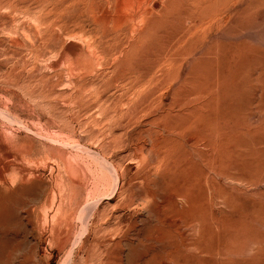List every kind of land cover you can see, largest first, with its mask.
<instances>
[{"label":"rangeland","instance_id":"374dc122","mask_svg":"<svg viewBox=\"0 0 264 264\" xmlns=\"http://www.w3.org/2000/svg\"><path fill=\"white\" fill-rule=\"evenodd\" d=\"M158 2L0 0V264H264V0Z\"/></svg>","mask_w":264,"mask_h":264},{"label":"bare ground","instance_id":"6f19581e","mask_svg":"<svg viewBox=\"0 0 264 264\" xmlns=\"http://www.w3.org/2000/svg\"><path fill=\"white\" fill-rule=\"evenodd\" d=\"M153 4H154V5H158V4H159L158 0H157V1L154 0V3H153ZM160 229H161V228H160ZM160 229H159V230H160ZM175 249H176V248H175Z\"/></svg>","mask_w":264,"mask_h":264}]
</instances>
